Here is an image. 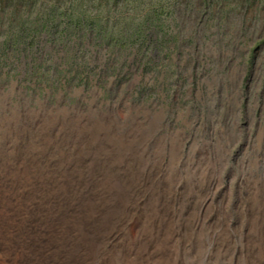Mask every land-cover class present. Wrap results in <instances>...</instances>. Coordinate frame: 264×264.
<instances>
[{
  "label": "rangeland",
  "instance_id": "rangeland-1",
  "mask_svg": "<svg viewBox=\"0 0 264 264\" xmlns=\"http://www.w3.org/2000/svg\"><path fill=\"white\" fill-rule=\"evenodd\" d=\"M16 2L6 10L0 2V45L22 19L43 26L52 4H81L78 12L100 15L99 26L116 35L135 33L151 6L164 7L163 23L146 50L141 42L130 49L86 41L88 52L80 33L47 43L44 53L1 57L0 151L22 158L34 149L61 171L83 159L86 180L92 168L103 179L135 164L194 240L183 263L249 264L247 241L264 206V0H38L21 15ZM69 21L58 19L51 31ZM145 219L143 209L134 237Z\"/></svg>",
  "mask_w": 264,
  "mask_h": 264
},
{
  "label": "bare ground",
  "instance_id": "bare-ground-1",
  "mask_svg": "<svg viewBox=\"0 0 264 264\" xmlns=\"http://www.w3.org/2000/svg\"><path fill=\"white\" fill-rule=\"evenodd\" d=\"M102 127L111 130L110 125ZM138 145L130 148L135 156ZM16 154L0 151V179L8 200L0 204L6 212L0 218V253L6 260L0 258V264H185L194 252L184 224L163 206L162 189L152 186L151 176L138 173L135 164L126 174L103 179L92 168L86 180L83 159L77 170L61 171L34 149L28 148L22 158ZM71 164L73 160L65 167ZM143 209L146 219L134 237L131 225ZM253 222L246 255L249 264H263L255 253L264 257V206Z\"/></svg>",
  "mask_w": 264,
  "mask_h": 264
},
{
  "label": "trees",
  "instance_id": "trees-1",
  "mask_svg": "<svg viewBox=\"0 0 264 264\" xmlns=\"http://www.w3.org/2000/svg\"><path fill=\"white\" fill-rule=\"evenodd\" d=\"M14 1H17L16 4H14L15 11H13L16 15L20 14L21 6L27 4V2H38V0H1L2 9L6 10ZM122 1L124 0H115L116 6ZM134 1L138 0H127V2L132 3ZM104 3L105 2L102 4ZM80 5L81 4L76 3V5L73 4L70 8L66 7L61 10V6L58 4H52L51 9L47 14V18L43 19L46 20V22L40 27L30 26V22H26L25 19H22L18 30L15 32L10 30L5 42L0 45V58H11V56H15L20 60L25 54L36 55L38 53H44L48 48L47 43H53L58 40L64 42L67 38L72 39L73 35L79 37L78 35L80 33L83 35L82 39H85V41L82 42V45L85 47L93 44H97L99 47H106L111 45L113 41H119V44L128 46L131 49L133 45L141 42V47H144L146 50L156 44L155 36L151 31L154 29L155 23H163L160 17L163 14L161 11H164V7L161 5L149 7L147 15L144 16V21L139 24L138 30L135 33L129 34L128 32L121 31L118 35L114 34V32L108 31L109 29L107 27L99 26L101 24V21H98L100 20V15L93 17L89 16L85 11L78 12ZM127 8H129V5L126 6V9ZM64 16L68 17L70 20L69 23H67L66 28L62 31L56 30V32L53 33L51 31V26L56 28V26H54L55 23H57L58 19ZM51 22H53V24ZM86 41H90V44L88 45ZM87 49L88 52L92 51L90 46ZM36 61L38 62L37 58ZM41 65L43 64L41 63Z\"/></svg>",
  "mask_w": 264,
  "mask_h": 264
}]
</instances>
